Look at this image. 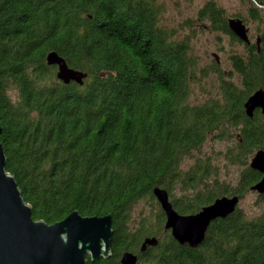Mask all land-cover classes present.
Instances as JSON below:
<instances>
[{
  "label": "trees",
  "instance_id": "trees-1",
  "mask_svg": "<svg viewBox=\"0 0 264 264\" xmlns=\"http://www.w3.org/2000/svg\"><path fill=\"white\" fill-rule=\"evenodd\" d=\"M243 4L248 19L263 22L264 0ZM161 14L158 0H0L5 168L35 219L52 223L73 209L112 214V254L87 264H121L125 250L138 253L137 264H264V193L250 189L260 173L249 166L264 148V114L250 117L244 108L264 89V28L259 45L250 36L244 42L217 0L198 9L200 25L242 46L224 70L216 56L200 64L189 38L176 37ZM50 50L88 72L84 83L60 81L46 62ZM211 74L206 97L192 101L194 83ZM209 138L229 142L224 155L239 167L235 182L220 180L212 156L200 154ZM156 185L180 213L223 194L241 201L250 191L259 211L248 213L239 201L190 247L164 229ZM138 204L149 208L135 211ZM148 235L157 244L139 251Z\"/></svg>",
  "mask_w": 264,
  "mask_h": 264
},
{
  "label": "water",
  "instance_id": "water-1",
  "mask_svg": "<svg viewBox=\"0 0 264 264\" xmlns=\"http://www.w3.org/2000/svg\"><path fill=\"white\" fill-rule=\"evenodd\" d=\"M229 29L242 41L249 42V27L238 16L227 18ZM259 45V37L256 38ZM214 56H216L214 54ZM46 62L56 66V77L63 83L83 84L88 72L71 67L55 50L46 53ZM264 110V89L254 90L245 100L248 116L256 108ZM1 133V124H0ZM6 155L0 140V264H87L112 254L113 218L111 213L84 215L73 209L62 219L48 223L32 216V207L22 196L14 176L5 168ZM249 166L263 173L250 186L264 193V148L255 150ZM152 193L165 215L164 229L180 244L198 246L205 238L211 222L226 217L240 201L236 194H223L201 206L197 212H178L166 188L154 186ZM158 238L145 236L139 251L156 245ZM121 264H137L138 253L125 250L120 254Z\"/></svg>",
  "mask_w": 264,
  "mask_h": 264
},
{
  "label": "rangeland",
  "instance_id": "rangeland-1",
  "mask_svg": "<svg viewBox=\"0 0 264 264\" xmlns=\"http://www.w3.org/2000/svg\"><path fill=\"white\" fill-rule=\"evenodd\" d=\"M158 1L162 4V22L175 31L176 37L189 38L191 50L199 58L200 64L209 65L212 62V58H215V54L219 64H221L220 68L224 70L229 68L228 55L233 49L241 51L242 46L238 42L232 41L228 34L200 25L199 21H197V11L207 0ZM217 2L224 8L228 17L240 13L247 18L243 0H217ZM245 23L249 27L251 41H255L256 36L264 28V20L263 22H256L247 18ZM212 80H215L214 74H211L208 79H201L197 85L194 83L192 101H202L206 97L207 91L211 88ZM228 145L229 142L227 140L209 138L203 144L200 154L212 156L213 162L218 166L220 180L233 183L239 167L226 159L224 150ZM179 191L180 189L176 188L173 193L178 195ZM239 205L248 213L259 211L256 194L251 191L245 194ZM141 207H145L146 210L149 208V206L138 204L135 207V211Z\"/></svg>",
  "mask_w": 264,
  "mask_h": 264
},
{
  "label": "flooded vegetation",
  "instance_id": "flooded-vegetation-1",
  "mask_svg": "<svg viewBox=\"0 0 264 264\" xmlns=\"http://www.w3.org/2000/svg\"><path fill=\"white\" fill-rule=\"evenodd\" d=\"M248 33H249V32H248ZM256 38H258V35L256 36ZM257 109L260 110V111L264 114V110H262L260 107L254 109L253 114H254L255 110H257ZM252 116H253V115H252ZM252 116H251V117H252ZM258 172H259V171H258ZM259 173H260V172H259ZM237 174H238V173H237ZM262 175H263V173H260V178L262 177ZM260 178H259V179H260Z\"/></svg>",
  "mask_w": 264,
  "mask_h": 264
}]
</instances>
